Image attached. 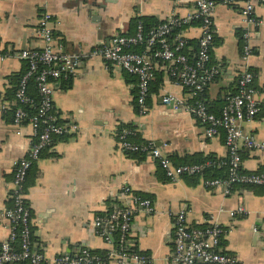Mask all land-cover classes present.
<instances>
[{
	"label": "crops",
	"instance_id": "crops-1",
	"mask_svg": "<svg viewBox=\"0 0 264 264\" xmlns=\"http://www.w3.org/2000/svg\"><path fill=\"white\" fill-rule=\"evenodd\" d=\"M214 1L216 41L211 57L220 68L206 85V100L215 113L237 86L244 69L242 33L248 28L252 54L247 67L254 74L252 87L260 110L243 124V130L264 141V4L253 0L254 16L260 22L248 25L240 2ZM192 11L193 0H0V50L7 56L0 61V105L13 103L14 83L9 78L24 69L17 53L43 46L36 34L43 13L52 15L54 44L60 51L81 56L73 72L53 83L54 109L62 122L76 123L77 131L55 137L27 176L32 182L25 197L33 243L44 252V264H56V256L80 247L105 253L109 246L96 233L93 220L123 201L125 186L154 204L152 214L138 211L132 221L134 248L147 255L148 264H173V217L182 208L191 227L208 225L211 215L217 218L225 231L221 249L236 258L235 264H264V183L234 186L223 195L222 188H208L201 178L196 183L186 176L169 181L155 159L129 157L117 141L119 126L131 124L140 138L160 147L174 164L198 155L224 160L228 153L224 131L207 137L203 126L184 108L173 110L162 103L167 92L190 102L186 89L172 83L163 67L158 69L157 92H150L147 111L140 114L136 77L90 55L112 36L132 33L139 18L162 22L170 15L183 17ZM183 35L196 43L201 32L192 24ZM31 144L30 127L17 134L0 112V213L12 205L14 162L27 155ZM241 156V171H264V151L243 147ZM240 205L245 213L237 212ZM9 230L0 216V243Z\"/></svg>",
	"mask_w": 264,
	"mask_h": 264
},
{
	"label": "built area",
	"instance_id": "built-area-1",
	"mask_svg": "<svg viewBox=\"0 0 264 264\" xmlns=\"http://www.w3.org/2000/svg\"><path fill=\"white\" fill-rule=\"evenodd\" d=\"M242 4L241 13L248 25H257L259 20L254 16L253 0H224V3ZM264 4V0H258ZM216 7L214 0H193V11L186 16L175 14L145 30L143 23L137 21L132 33L116 34L106 45L97 47L90 55L99 56L105 62L116 66L136 77V102L140 114L147 111V99L150 96V82L154 71L165 68L170 81L186 89L192 103L184 102L173 93H164L161 100L173 110L184 108L204 128L207 137L217 136L224 131V143L227 148V159L206 161L203 163L174 164L169 156L148 141L146 144L133 143L126 137L130 131L123 130L117 135L120 148L125 151H144L146 156L155 159L163 169L169 181L195 175L210 165L218 164L227 167L225 178L204 179L208 188L220 187L222 194L227 195L232 185H260L264 183V171L247 173L241 171L243 147L264 151V141L255 139L243 130V124L253 120L260 110L254 97L252 87L253 72L247 67L252 54L250 30L242 33L243 71L238 78L239 89L234 95L226 98V103L216 115L200 99L198 93L209 84L218 73V65L211 63V50L215 37L213 15ZM197 22L201 35L197 39L194 54L188 53V39L184 37L185 27ZM174 29L177 31L173 32ZM36 34L43 42L41 49H22L17 56L27 63L26 70L20 77L15 92V108L12 113V125L17 134H22L24 127L31 130L32 144L26 156L14 162L12 205L4 208L0 216L9 224V234L0 243V264H44L45 255L33 243L30 208L26 201L24 183L33 162L39 158L43 149L49 147L53 139L77 131V124L59 121L53 105V83L62 75L73 72L81 56L68 55L54 44L52 15L43 13L37 22ZM7 56L0 50V61ZM194 58V60H190ZM33 79L38 93L36 112L29 115L24 105L33 99L28 93V82ZM10 109L7 102L0 105V112ZM123 201L115 202L106 214L94 217L93 226L109 249L104 257L93 253L87 247L77 251L63 252L53 261L56 264H148L149 258L134 248L132 221L138 211L152 214L154 204L147 197L134 192L129 186L122 188ZM237 212L245 213L240 205ZM233 213V212H232ZM208 225L191 227L187 223L184 208L173 217L172 263L173 264H235L236 258L221 249V238L224 229L216 217L211 215Z\"/></svg>",
	"mask_w": 264,
	"mask_h": 264
},
{
	"label": "trees",
	"instance_id": "trees-1",
	"mask_svg": "<svg viewBox=\"0 0 264 264\" xmlns=\"http://www.w3.org/2000/svg\"><path fill=\"white\" fill-rule=\"evenodd\" d=\"M138 21H141L143 23V26H144L145 30L150 29L152 27H155L156 25L161 23V21H157L153 17H143L141 19L139 18ZM196 23L197 22H193L192 24H196ZM175 31H177V29H174L173 32H175ZM215 41H216V38L214 37L213 44H214ZM196 43H197V41H196ZM196 43H195L194 40H190V39L188 40V45L191 46L192 49L191 50L188 49L187 51H188L189 55H191V56L194 54V51H195V48H196ZM190 60L193 61L194 58H191ZM211 63L215 64L212 60H211ZM26 66H27V63L24 60V69L20 73L12 75L9 78L10 81L12 83H14V86H13V89H12V96H11L12 102L14 101V92H15L17 83H18L20 77L22 76V74L25 72ZM219 68L220 67L218 65V73L215 75L214 79L219 74ZM154 78H152V80L150 82V92L151 93L157 92V89H158V87H159V85L161 83V73L159 72L158 69H156L154 71ZM205 88H206V86L198 93L196 99L202 100L208 106L209 110L211 111L212 107H210V103L206 100V94H205L206 89ZM238 89H239V84H238V81H237V86L235 87L234 90L231 91L229 96L236 94L238 92ZM28 93H29V96L33 99V101L30 104L24 105L23 107L28 112L29 115H32L33 113L36 112V108H37V105H38V93H37V90H36V87H35V82H34L33 79L29 80V82H28ZM135 94H136V92H135ZM194 99L195 98L193 97V98H190L188 101H190V103H192L194 101ZM225 103H226V99L224 100V102L222 103L220 108L217 109V111L215 112L216 115L220 114L221 108L223 107V105ZM15 106H16L15 103H11L10 109L8 111H6L5 113H3V116L8 118L9 121H12V113H13V108H15ZM59 121L62 122L61 119H59ZM118 129H119L118 130L119 131L118 134H120L123 130L130 131V133L126 137L128 138V140H130L133 143L146 144L148 142L147 140H144V139L140 138L138 132L135 130V128L131 124H121ZM58 137H64V136H58ZM125 153L129 157H132V158H135V159H138V160L142 159V158H144L146 156V153L144 151H125ZM226 159H227V157L224 158V160H226ZM208 160H210V161H218V159H216V158H214L212 156H201V155H198V156H196V158H194V159H192V160H190L188 162L181 163V164H185V163H203V162H206ZM226 175H227V167L225 165L214 164V165H210V166L205 167L202 170V172H200L198 174L190 175V176H186V177H189V180H190L191 183H196L200 178L202 180L203 179H212V178L223 179V178L226 177ZM27 176H28V174H27ZM31 183L28 182L27 177H26V180H25V183H24V186H23L25 192H27V189L31 185ZM234 186H242V185H238V184L237 185L236 184L232 185L231 189H233ZM243 187H251V186H245L244 185ZM11 203H12V201H11ZM109 211L110 210H108L106 212V214ZM103 214H105V213H103ZM135 250H136V248H135ZM93 253H95V252H93ZM104 254L105 253L102 252V253H99L97 255H99L101 257H104ZM20 264H26V263H20Z\"/></svg>",
	"mask_w": 264,
	"mask_h": 264
}]
</instances>
